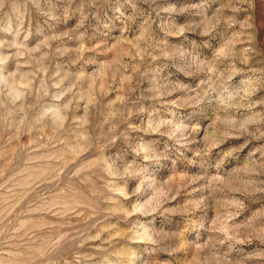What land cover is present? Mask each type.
<instances>
[{
    "label": "rangeland",
    "instance_id": "rangeland-1",
    "mask_svg": "<svg viewBox=\"0 0 264 264\" xmlns=\"http://www.w3.org/2000/svg\"><path fill=\"white\" fill-rule=\"evenodd\" d=\"M0 264H264V0H0Z\"/></svg>",
    "mask_w": 264,
    "mask_h": 264
}]
</instances>
